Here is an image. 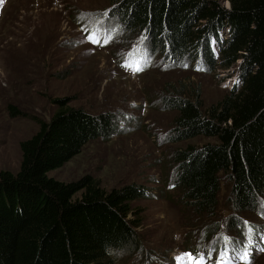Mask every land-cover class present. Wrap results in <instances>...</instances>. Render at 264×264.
Instances as JSON below:
<instances>
[{
  "label": "trees",
  "instance_id": "1",
  "mask_svg": "<svg viewBox=\"0 0 264 264\" xmlns=\"http://www.w3.org/2000/svg\"><path fill=\"white\" fill-rule=\"evenodd\" d=\"M223 1L227 8L218 0H112L110 14L102 13L117 27L116 38L139 36L148 51L141 60L159 59L161 69L236 74L225 96L207 108L199 89L159 97L162 108L175 113L169 142L213 140L173 151L161 177L163 192L188 214L185 228L193 229L182 240L184 251L202 264L222 256L227 262L239 237L242 249L235 254L246 263L256 247L264 252V226L245 219L264 220V0ZM102 17L94 21L106 23ZM74 21L86 33L83 18ZM138 66L134 60L126 69ZM52 104L49 121H38L37 132L20 142L18 171H0V264H125L122 257L140 253L128 264L153 261V253L140 251L134 208L148 190L106 191L88 175L67 183L48 177L87 143L109 138L113 114Z\"/></svg>",
  "mask_w": 264,
  "mask_h": 264
},
{
  "label": "rangeland",
  "instance_id": "2",
  "mask_svg": "<svg viewBox=\"0 0 264 264\" xmlns=\"http://www.w3.org/2000/svg\"><path fill=\"white\" fill-rule=\"evenodd\" d=\"M111 1L0 0V171H18L19 144L37 132L38 121H49L56 109L52 101L62 100L93 115L110 112L115 119L111 136L87 143L79 155L48 177L67 183L88 175L106 191L128 185L148 190L149 197L134 202L140 222L136 232L140 251L155 257L140 263L176 264L186 259L188 264H200L183 252L182 240L193 229L185 228L188 214L163 192L161 177L164 160L173 151L199 148L213 140L169 142L175 113L163 109L159 97L199 89L207 108L225 96L236 74L232 69L212 74L161 69L159 59L141 60L148 51L139 36L118 39L117 27L109 25ZM218 1L228 7L226 1ZM102 13L107 14L105 18ZM94 16L106 23L94 21ZM74 17L83 18L90 34L79 29ZM211 52L216 53L215 45ZM134 60L138 68L126 69ZM11 109L16 114H10ZM224 197L221 194V201ZM261 202L259 214H264V195ZM245 219L258 229L264 226L260 216ZM242 241V237L234 239L231 258L227 262L223 256L214 258L216 264H264V252L258 247L249 263L235 254L242 249ZM139 255L144 254L126 255L122 260L128 264L129 258L138 261Z\"/></svg>",
  "mask_w": 264,
  "mask_h": 264
},
{
  "label": "snow or ice",
  "instance_id": "3",
  "mask_svg": "<svg viewBox=\"0 0 264 264\" xmlns=\"http://www.w3.org/2000/svg\"><path fill=\"white\" fill-rule=\"evenodd\" d=\"M201 264H202V262H201ZM218 264H219V262H218Z\"/></svg>",
  "mask_w": 264,
  "mask_h": 264
}]
</instances>
